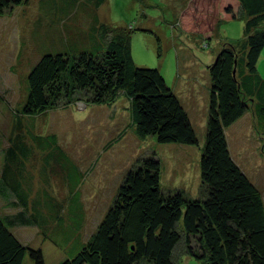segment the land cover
I'll return each instance as SVG.
<instances>
[{
	"label": "trees",
	"instance_id": "16d2710c",
	"mask_svg": "<svg viewBox=\"0 0 264 264\" xmlns=\"http://www.w3.org/2000/svg\"><path fill=\"white\" fill-rule=\"evenodd\" d=\"M23 2L0 0V16ZM104 2L92 0L86 10H78L99 20L88 14V6L99 8ZM240 16L247 19L244 44L225 43L208 66L211 88L199 197L193 198L182 189H163L161 162L155 152L146 155L126 174L96 232L60 264H178L175 252L180 244H184L187 256L200 264H264V202L232 157L226 134L249 112L250 101L264 135V80L258 72L264 52V0H191L178 26L185 33L201 36L203 47L209 48L219 22ZM100 29L101 38L91 34L84 47L85 39L69 42L64 51L40 58L28 76V97L21 115H45L80 100L111 105L123 94L137 138H155L159 144L198 145L187 110L161 72L135 63L133 26L115 30L110 39L106 25L101 24ZM22 124L19 117L0 175V198L18 210L11 216L0 215V264H23L27 254L35 264H45L42 251L24 246L12 231L19 226L42 229L48 219L61 213L51 208L49 217L36 209L28 214V163L36 150L41 151L45 155L44 175L51 172L64 180L71 192L81 185L83 174L55 136L33 135L27 141ZM80 224L79 216L74 225Z\"/></svg>",
	"mask_w": 264,
	"mask_h": 264
},
{
	"label": "rangeland",
	"instance_id": "374dc122",
	"mask_svg": "<svg viewBox=\"0 0 264 264\" xmlns=\"http://www.w3.org/2000/svg\"><path fill=\"white\" fill-rule=\"evenodd\" d=\"M190 2L105 0L99 8L88 6V14H94L99 19L96 20L79 11L86 10L85 6L92 0H25L12 12L0 16V175L4 152L11 143L19 117L23 123L22 135L27 141L33 135L55 136L59 147L83 174L81 185L71 192L64 180L51 172L44 175L42 158L45 155L41 151L36 150L28 163L25 184L30 191L28 214L35 213L36 209L48 216L51 208L60 209L61 213L57 218L48 219L42 229L19 226L12 231L24 246L40 249L45 264H60L75 254V247L88 242L111 207L126 174L146 155L157 154L163 189H182L193 198L199 197L200 160L208 121L205 106H209L211 88L208 66L225 43L244 44L247 19L240 16L234 21H220L208 42L209 48H204L202 38L185 33L178 26ZM65 8H69L67 13ZM101 24L106 25L109 39L115 35V30H127L132 25L135 63L158 69L169 87H175L178 96L182 93L181 100L183 95L192 97L185 104L194 108L191 120L198 145L159 144L155 138L144 141L137 138L129 102L123 94L111 105L80 100L45 115H21L28 97V76L40 58L64 51L69 42L85 39L84 47L89 44L86 40L91 34L100 39ZM261 26L264 29V24ZM258 72L264 80V52ZM249 105V112L227 130V137L234 159L246 171L264 201V135L254 115L253 102L249 101ZM17 212L0 198V215L11 216ZM79 216L81 224L75 226ZM175 260H179L178 264H200L188 258L184 244L178 246ZM23 264L35 263L27 254Z\"/></svg>",
	"mask_w": 264,
	"mask_h": 264
},
{
	"label": "crops",
	"instance_id": "0c3cea01",
	"mask_svg": "<svg viewBox=\"0 0 264 264\" xmlns=\"http://www.w3.org/2000/svg\"><path fill=\"white\" fill-rule=\"evenodd\" d=\"M198 37L199 38H201V36H199L198 35ZM201 40H203V39H201ZM189 78V77H188ZM178 79H180V67H179V78ZM191 80V79H190ZM208 80H209V78H208ZM207 80V81H208ZM208 85H210V80L208 81ZM207 85V86H208ZM173 90H174V92H175V94L178 96V94H177V92H176V89H175V87L173 88ZM190 92V90H188V93ZM182 93H179V96H178V98L181 100V98H180V95H181ZM191 96H189V95H183L182 96V98H183V100H181V102H182V104L184 105V107H185V109L187 110V113H188V115H189V117H190V119H191V114L193 113V111H194V108H193V106H190V104H189V106H190V108L192 107V111L190 112L189 111V109L190 108H188L187 106H186V104H185V102H188L189 103V98H190ZM191 100H192V97H191ZM205 108H206V111H207V113H208V111H209V106H208V104H206V106H205ZM191 122H192V120H191ZM236 124V123H235ZM206 126H207V121H206ZM232 126H234V125H232ZM231 126V127H232ZM231 127H229L227 130H229ZM226 134H227V131H226ZM227 139H228V137H227ZM228 143H229V141H228ZM229 148H230V144H229ZM230 151H231V149H230ZM231 154H232V152H231ZM232 157H233V154H232ZM234 158V157H233ZM235 160V159H234ZM235 162L238 164V162L235 160ZM239 165V164H238ZM240 166V168L246 173V171L241 167V165H239ZM246 175H247V173H246ZM248 176V175H247ZM254 184V183H253ZM264 202V201H263ZM189 258V257H188Z\"/></svg>",
	"mask_w": 264,
	"mask_h": 264
}]
</instances>
